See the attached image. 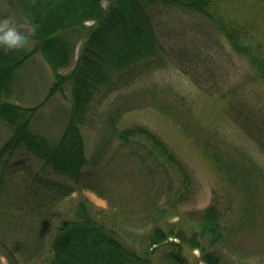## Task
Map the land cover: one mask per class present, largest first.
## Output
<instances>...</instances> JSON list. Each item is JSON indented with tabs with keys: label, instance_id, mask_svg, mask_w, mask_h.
I'll return each instance as SVG.
<instances>
[{
	"label": "rangeland",
	"instance_id": "374dc122",
	"mask_svg": "<svg viewBox=\"0 0 264 264\" xmlns=\"http://www.w3.org/2000/svg\"><path fill=\"white\" fill-rule=\"evenodd\" d=\"M210 11V18L176 8L152 13L164 50L159 55L163 67L138 74L126 88L108 96L95 97L88 125L81 129L90 165L79 184L41 172V165L30 157L15 156L12 162L26 160L25 171L14 170L12 176L17 199L34 175L46 181L48 190L38 195L43 201L39 215L29 214L11 196L16 202L5 224L7 250L0 249L8 264H48L57 229L81 203L133 249L159 229L172 237L178 232L185 238L196 237L201 215L213 205L221 216L224 241L215 246L221 260L264 264V80L255 75L244 55L231 48L225 35L226 29L234 30L241 36L240 44L264 56V0H216ZM8 15L28 20L15 0H0V17ZM79 45L59 75L71 72ZM33 46L27 43L28 49ZM54 79L43 58L33 55L20 76L22 97L16 102L24 108L42 105L32 131L51 140L58 139L71 110L69 83L61 87V93L48 96ZM120 100H128L132 109L121 115L115 130H148L182 166L186 184L166 164L152 175L156 163L148 158L151 145L144 141L140 147H123L114 141L101 161L91 165L106 114ZM9 136V129L0 123V148ZM215 150L225 158L245 156L252 161L246 193L226 184L211 160ZM232 159L239 164L240 160ZM54 182L62 189L58 197L51 187ZM179 194L181 202L177 203ZM43 216L46 225L41 224ZM196 251L191 257L199 260ZM154 263L169 264L160 250Z\"/></svg>",
	"mask_w": 264,
	"mask_h": 264
},
{
	"label": "trees",
	"instance_id": "16d2710c",
	"mask_svg": "<svg viewBox=\"0 0 264 264\" xmlns=\"http://www.w3.org/2000/svg\"><path fill=\"white\" fill-rule=\"evenodd\" d=\"M15 1L28 20L36 25V31L27 42L34 45L31 49H28L27 43L18 50L6 52L0 49V123L10 132L0 148V249L5 251V224L19 195L12 188L14 172L25 171L24 161L30 157L41 165V172L46 171L72 185L79 184L90 165L85 156L81 129L88 125L95 97L99 94L108 96L117 89L126 88L138 74L163 67L159 55L164 50L156 34L152 13L159 8H176L210 18L209 13L216 0ZM103 2L106 4L104 7ZM90 22L91 26L86 27L85 24ZM225 35L231 48L244 55L255 75L264 80V56L254 54L249 51L250 48L240 44L241 36L234 30L226 29ZM79 42L73 69L65 76L59 75V71L70 65ZM37 53L55 76L54 87L48 96L61 93V87L66 82L71 89V110L56 140L32 131V123L42 105L24 108L16 103L22 97L19 92L22 87L20 76L25 65ZM117 106L106 114L105 129L98 133L91 165L101 161L114 141L123 147L128 144L140 147L141 141H144L145 145H151L148 158L156 163L152 175L168 166L180 173L183 184H186L182 166L148 130L142 127L115 130L121 115L132 109L128 100H120ZM213 153L215 156L211 160L226 184L246 193L249 189L246 179L253 170L252 161L245 156L225 158L219 150ZM17 155L25 159L12 162ZM232 158L237 162L240 160V165ZM32 178L33 181L24 185V192L17 203L23 205L29 214L39 215L37 210L43 201L38 195L48 190V184L38 175ZM51 187H54L52 190L57 197L61 195L60 183L54 182ZM178 196L177 203L181 202V194ZM82 204L57 229L50 245L48 264H155L157 250L163 252L169 264H198L199 261L203 264H228L221 260L215 248L224 241V237L221 216L213 205L201 215L200 232L196 237L185 238L180 232L172 237L164 232L165 229H159L149 240L133 249L124 243L115 229L106 227ZM44 216L41 218L42 225H46ZM169 239L179 240V243L169 242ZM196 250L199 260L191 257Z\"/></svg>",
	"mask_w": 264,
	"mask_h": 264
},
{
	"label": "clouds",
	"instance_id": "9594fccd",
	"mask_svg": "<svg viewBox=\"0 0 264 264\" xmlns=\"http://www.w3.org/2000/svg\"><path fill=\"white\" fill-rule=\"evenodd\" d=\"M36 31L30 20H18L13 15L0 17V49L12 51L23 48ZM0 264H8L6 256H0Z\"/></svg>",
	"mask_w": 264,
	"mask_h": 264
}]
</instances>
